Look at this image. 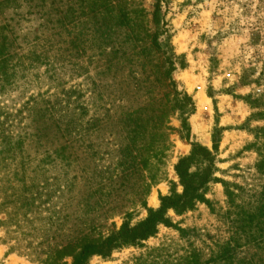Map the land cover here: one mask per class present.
<instances>
[{
  "label": "rangeland",
  "instance_id": "1",
  "mask_svg": "<svg viewBox=\"0 0 264 264\" xmlns=\"http://www.w3.org/2000/svg\"><path fill=\"white\" fill-rule=\"evenodd\" d=\"M35 4L40 2L18 0L15 5L0 7V25L13 28V37L18 38L19 44H25L24 36L32 39L49 35L44 29L46 17L38 14L45 9H35ZM68 4L67 0H60V10H67ZM141 4L149 33L156 34L160 51L174 62L172 78L178 91L193 101L194 111L188 115L190 140L180 138V116L177 112L172 114L169 121L173 148L161 168L166 179L151 188L144 198L145 207H141L142 175L124 178L120 174L118 164L126 167L123 163H129L130 157L121 147L116 131L109 127L106 134L110 144L95 165L102 170L109 168L104 177L114 183H130L118 191V196L108 199L121 207L112 217L104 215V210H82L88 188L79 178L68 194L63 193L64 173L68 172L70 178L85 169L84 164L69 169L58 164L51 167L44 158L46 145H26L21 157L0 172V264H71L69 255L80 247V236L86 235L85 241H97L115 233L126 220L130 226L137 225L147 217L148 209L160 207L161 197L182 192L175 165L180 158L189 157L191 143L212 151L215 133L219 142L214 152L217 171L213 177L231 184L237 196L234 205L229 206L221 183L211 182L205 193L208 204L197 203L182 213L169 209L165 215L167 224H159L154 236L138 246L115 250L109 257H92L87 264H187L192 251L199 252L203 263L220 253V247L228 242L237 247L234 264H264V218L257 214V208L264 205V173L256 169L258 152H264V138L259 133L264 128V0H141ZM79 19L84 21L85 17ZM81 28L76 29L79 35L89 34ZM93 52H85L81 77H62L64 89H91L97 85L105 96L101 109L95 113L101 119L104 107L112 115L119 106L134 107L132 99L125 104L106 98L110 90L102 86L111 84L110 77H98L103 70L93 71ZM66 66L67 60L64 73H69L70 66ZM44 71L43 67L37 70L39 79L32 78L29 83L0 93V121L6 119L7 125L16 129L28 123L24 113L16 117L17 111L30 96L46 90L54 92V83L43 75ZM87 77L90 80L85 84ZM167 93L168 90L160 89L161 96ZM200 94L206 99L202 100ZM132 153L134 156L136 151ZM206 166L195 160L190 172H201ZM93 167L89 165L90 173ZM152 196L155 205L151 204ZM95 201L90 198L88 205L93 206ZM251 212L256 213L247 226L246 213ZM125 213L131 216L124 218ZM236 215L238 224L232 222ZM85 222L95 226V230L88 233ZM180 229L187 230L183 237ZM68 244V250L61 251Z\"/></svg>",
  "mask_w": 264,
  "mask_h": 264
},
{
  "label": "trees",
  "instance_id": "2",
  "mask_svg": "<svg viewBox=\"0 0 264 264\" xmlns=\"http://www.w3.org/2000/svg\"><path fill=\"white\" fill-rule=\"evenodd\" d=\"M17 1L3 0L0 7L15 5ZM21 1L28 3L33 0ZM37 1L40 4H35L33 8L45 9L44 13L38 11V14L46 17L44 29L48 36L42 35V38L36 35L32 39L24 36L25 44L22 45L17 43L16 36L13 37V28L7 24L0 25V93L6 92L8 87L29 83L32 78L39 79L37 70L42 67L45 68L43 75L54 83V92L46 90L29 97L16 114V117L25 114L24 119L28 123L22 127L16 129L14 125H7L6 119L0 121V172L21 157L26 145L37 148L46 145L44 158L51 167L58 164L69 169L80 163L86 167L70 178L68 172L64 173L63 193L68 194L79 178L88 188V199L82 210L95 213L104 210V215L112 217L121 207L108 199L118 196V191L126 189L130 183H124L128 180L114 183L104 177L109 168L102 170L95 165L102 150L110 144L106 134L110 127L116 131L121 147L130 157L129 163H123L126 167L118 164L120 174L124 178L142 175L140 196L143 199L140 206L145 207L144 198L151 188L166 179L161 168L173 148L170 140L173 128L169 121L172 114L177 112L180 116V138L189 141L191 136L188 115L193 113L194 105L191 97L177 89L172 78L176 70L174 62L160 51L156 34L149 33L141 0H67L70 4L65 11L59 8L60 0ZM81 16L85 17L84 21L79 19ZM80 26L89 34L79 35L76 29ZM86 51L94 54L91 56L96 60L93 71L103 70L97 76L110 77L111 84L102 86L110 90L106 98L110 102L125 104L132 99L136 104L134 107L119 106L120 110L117 109L113 115L110 109L104 107V119H101L95 113L101 109L105 96L97 85L93 84L91 89H80L78 86L64 89V75L69 74L70 79L81 77L79 70H85L83 57ZM77 59L81 60L80 63L73 61ZM65 60L66 67L70 66L69 73H64ZM89 80L87 77L85 84ZM160 89L168 90V93L161 96ZM259 133L264 138V128ZM212 142V151L191 143L189 157L178 160L174 169L182 186L180 194L161 197L160 207L157 210L148 209L147 217L137 225L130 226L126 220L115 233L97 241H85L87 236H80V247L69 255L71 264H87L92 257L106 258L115 250L140 245L156 234L159 224H167L165 215L169 209L182 213L193 209L197 203L208 204L205 193L211 182L221 183L227 202L232 207L237 196L231 184L213 177V172L217 171L214 152L219 142L216 133ZM258 156L256 169L264 173V152L259 151ZM137 159L141 162L135 163ZM195 160L207 166L201 172L191 173L190 166ZM89 165L94 166L91 173ZM92 197L96 201L89 206ZM255 213H246L247 226L252 224ZM257 214L259 218H264V205L257 208ZM130 216L131 213H125L124 218ZM232 222L239 223L238 215ZM90 224L83 223L88 227V233L95 230V226ZM179 232L183 237L187 230L180 229ZM69 247L70 244L61 251L65 252ZM236 248L230 242L225 243L220 247V253L211 255L203 263L199 261V252L192 251L187 257V264H234Z\"/></svg>",
  "mask_w": 264,
  "mask_h": 264
},
{
  "label": "bare ground",
  "instance_id": "3",
  "mask_svg": "<svg viewBox=\"0 0 264 264\" xmlns=\"http://www.w3.org/2000/svg\"><path fill=\"white\" fill-rule=\"evenodd\" d=\"M200 97L202 100L206 99L203 94H200ZM151 204H154V205L156 204V199L154 196H152V198H151Z\"/></svg>",
  "mask_w": 264,
  "mask_h": 264
}]
</instances>
